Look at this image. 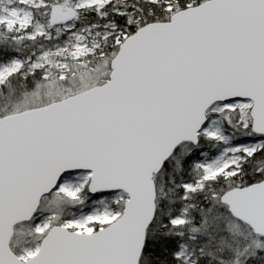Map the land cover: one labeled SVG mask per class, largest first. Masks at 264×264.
Segmentation results:
<instances>
[{
  "label": "snow or ice",
  "instance_id": "6c2138e0",
  "mask_svg": "<svg viewBox=\"0 0 264 264\" xmlns=\"http://www.w3.org/2000/svg\"><path fill=\"white\" fill-rule=\"evenodd\" d=\"M0 264H264V0H0Z\"/></svg>",
  "mask_w": 264,
  "mask_h": 264
}]
</instances>
